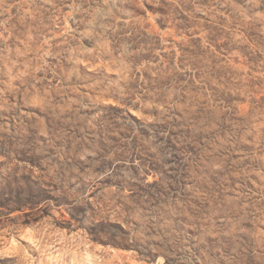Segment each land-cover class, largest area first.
I'll list each match as a JSON object with an SVG mask.
<instances>
[{"label": "rangeland", "instance_id": "obj_1", "mask_svg": "<svg viewBox=\"0 0 264 264\" xmlns=\"http://www.w3.org/2000/svg\"><path fill=\"white\" fill-rule=\"evenodd\" d=\"M0 264H264V0H0Z\"/></svg>", "mask_w": 264, "mask_h": 264}]
</instances>
